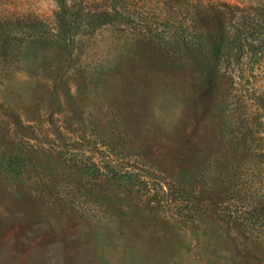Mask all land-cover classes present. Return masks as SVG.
<instances>
[{"label": "rangeland", "instance_id": "374dc122", "mask_svg": "<svg viewBox=\"0 0 264 264\" xmlns=\"http://www.w3.org/2000/svg\"><path fill=\"white\" fill-rule=\"evenodd\" d=\"M250 1L0 0V264H264Z\"/></svg>", "mask_w": 264, "mask_h": 264}, {"label": "trees", "instance_id": "16d2710c", "mask_svg": "<svg viewBox=\"0 0 264 264\" xmlns=\"http://www.w3.org/2000/svg\"><path fill=\"white\" fill-rule=\"evenodd\" d=\"M251 4V5H250ZM249 8L250 15L264 24V0L250 1ZM261 36L259 37V45L255 47V52L264 55V29H261ZM207 59L202 62L203 70L207 71L209 66L219 65L227 60L230 47L225 43V36L223 33L213 36L206 45ZM235 50L242 51V47H236ZM239 52V55L241 54ZM8 166V165H7ZM12 167L9 166L8 169Z\"/></svg>", "mask_w": 264, "mask_h": 264}]
</instances>
